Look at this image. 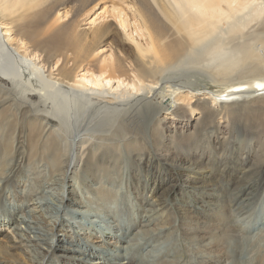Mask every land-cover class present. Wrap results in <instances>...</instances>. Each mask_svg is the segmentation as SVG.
<instances>
[{
    "label": "bare ground",
    "instance_id": "1",
    "mask_svg": "<svg viewBox=\"0 0 264 264\" xmlns=\"http://www.w3.org/2000/svg\"><path fill=\"white\" fill-rule=\"evenodd\" d=\"M203 63L211 67V87L184 92L174 87L159 98L162 103L174 96L160 118L162 137L192 126L193 115L209 108L198 99L227 106L220 119L234 112L233 105L259 100L264 106V0H0V204L19 185L11 167L19 169L28 160L35 172L46 159L52 177L47 186L57 183L69 193L66 204L64 189L58 197L51 191L64 208L102 212L104 204L94 207L91 193L80 191L84 174L78 161L89 166L98 150L115 147L104 141L119 139L121 123L150 102L167 72ZM198 95L203 98L193 104ZM101 194L97 189L96 200ZM115 201L116 195L105 208ZM158 201L149 205L165 208ZM32 205L31 213L38 208ZM159 207L148 208V214ZM64 208H56L54 219L45 217L52 238L55 231L69 232ZM20 224L14 214L0 219V264H104L96 257L86 261L93 252L82 253L81 242L54 245L51 235ZM204 229L198 237L201 253L205 247L207 258L220 256L222 250L214 247L218 239ZM184 232L192 231L184 225ZM34 250L40 259L32 256ZM120 257L117 264H135L132 255Z\"/></svg>",
    "mask_w": 264,
    "mask_h": 264
},
{
    "label": "rangeland",
    "instance_id": "2",
    "mask_svg": "<svg viewBox=\"0 0 264 264\" xmlns=\"http://www.w3.org/2000/svg\"><path fill=\"white\" fill-rule=\"evenodd\" d=\"M191 68L167 72L155 92L149 94L150 104H140V110H134L121 123L119 139L104 141L115 147L98 150L96 161L89 166L84 160L76 164L78 172L84 174V181L78 180L80 191L91 193L94 207L104 204L102 212L85 214L84 207L64 208L56 198L64 188L57 183L47 186L52 177L43 158L46 164L42 161V166L38 165L40 176L39 170L30 171L28 160L19 169H9L11 176H19V185L16 193H8L9 199L0 204V219L14 214L21 226L47 237L52 233L43 223L45 217L54 219L56 208L61 212L64 208L69 232L55 231L57 237L51 235L50 241L57 245L63 240L69 247L81 242L82 253L93 252L86 261L96 257L104 264H117L119 256L129 254L135 264H264V106L259 100L233 105L234 112L220 119L227 106L198 99L209 108L193 115L192 126L165 132L162 137L160 118L167 116L174 96H165L162 103L159 98L174 87L184 92L213 84L211 67L206 63ZM197 98L203 96L194 97L193 104ZM221 124L226 127L220 129ZM10 186L7 192L12 191ZM97 189H102V198L96 200ZM64 190L66 203L69 193ZM146 194L147 199L141 198ZM114 195L117 201L112 202V209L105 208ZM156 199L166 203V209L157 203L149 205ZM31 203L38 207L32 213ZM150 207L159 209L148 214ZM23 216L29 220L24 222ZM184 225L191 228L190 234L184 232ZM204 228L209 229V236L215 235L214 241L218 239L214 247L222 250L213 259L207 258V248L201 253L198 237ZM91 234L99 235V240L89 239ZM34 251L32 256L40 259L39 252Z\"/></svg>",
    "mask_w": 264,
    "mask_h": 264
}]
</instances>
